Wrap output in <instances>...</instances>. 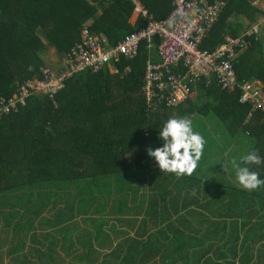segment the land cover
Here are the masks:
<instances>
[{
  "label": "trees",
  "instance_id": "16d2710c",
  "mask_svg": "<svg viewBox=\"0 0 264 264\" xmlns=\"http://www.w3.org/2000/svg\"><path fill=\"white\" fill-rule=\"evenodd\" d=\"M138 1L157 21L175 9V0ZM207 1L221 10L200 50L242 36L263 15L260 0ZM132 12L125 0H0V102L42 77L49 47L66 59L85 25L107 35L108 47L141 30L147 20L131 23ZM255 26L258 33H243L232 63L240 86L264 91V21ZM158 43L148 50L140 42L136 56L73 76L53 98L28 89L24 104L0 118V264H264V189H238L232 169L209 180L215 169H199L202 180L189 181L161 172L147 154L163 146L159 131L169 118L213 115L230 138L241 133L253 142L246 153L264 157V111L240 102V86L222 90L215 76L191 88L194 100L148 111L142 80ZM209 140L206 151L216 147ZM250 167L264 179V164ZM48 207L54 215L40 216ZM92 207L97 216L84 217L85 226L73 220Z\"/></svg>",
  "mask_w": 264,
  "mask_h": 264
},
{
  "label": "built area",
  "instance_id": "2783aa9c",
  "mask_svg": "<svg viewBox=\"0 0 264 264\" xmlns=\"http://www.w3.org/2000/svg\"><path fill=\"white\" fill-rule=\"evenodd\" d=\"M125 1L133 5L132 13L137 18L140 16L147 20L145 27L126 35L115 47H108L107 35L94 34L85 25L81 31V41L66 54L64 71L55 76L49 67H42V77L26 81L19 95L8 100L7 104L4 100L0 102V118L12 110L16 111L17 102L24 104L28 89L47 93L53 98L64 87L66 80L87 69L96 73L119 56H136L140 42H146L150 50L154 38L159 40L156 61L151 56L146 61L141 87L148 111H156L160 105L177 107L192 97L194 93L190 90L201 77L215 76L222 90L237 89L239 85L232 61L236 57L235 46H242L243 35L234 38L226 36L225 42L211 52L199 49V44L207 36L221 10L216 3L211 4L207 0H175L174 11L165 19L157 21L152 19L138 0ZM256 33L257 26L246 35ZM179 64L182 66L178 67ZM175 66L177 70H174ZM256 87V83L241 85L240 102L253 104L254 109L261 108L264 111V91Z\"/></svg>",
  "mask_w": 264,
  "mask_h": 264
},
{
  "label": "clouds",
  "instance_id": "9594fccd",
  "mask_svg": "<svg viewBox=\"0 0 264 264\" xmlns=\"http://www.w3.org/2000/svg\"><path fill=\"white\" fill-rule=\"evenodd\" d=\"M79 75V73H78ZM159 138L162 147L147 149V154L154 158L161 172L175 174L177 177H191L198 169L206 144L204 137L193 128L188 116L171 117L160 128ZM264 164V157L251 150L239 158H233L223 164L226 171L230 165L238 184L247 191L264 189V179L250 166Z\"/></svg>",
  "mask_w": 264,
  "mask_h": 264
},
{
  "label": "rangeland",
  "instance_id": "374dc122",
  "mask_svg": "<svg viewBox=\"0 0 264 264\" xmlns=\"http://www.w3.org/2000/svg\"><path fill=\"white\" fill-rule=\"evenodd\" d=\"M249 30H251V29H245L244 30V32L245 33H248V31ZM244 32H242V34L241 35H243V33ZM264 32V31H263ZM227 38V37H226ZM226 38H225V40H226ZM44 59H45V61H46V66L47 67H49V68H51L52 69V71H54V72H56L57 70L55 69V66H53L52 64L53 63H57V62H59V58L57 57V55H56V52H55V49H53V48H51V47H49L48 48V50H47V52L45 53V55H44ZM68 63H69V61H68ZM206 68V67H205ZM234 70V69H233ZM237 85H239L238 83H237ZM240 86V85H239ZM194 97H195V94H192V97L190 98V100H194ZM190 119L192 118L191 116L189 117ZM192 122H193V128H194V130L195 131H198L203 137H204V139H205V141H206V144L208 143V139H210L209 141L210 142H214L216 139V137L217 138H219L220 139V135L222 134V132H223V125L220 123V121L217 119V118H215L213 115H207V116H205V117H202L201 119H200V117H196V116H193V118H192ZM217 132H220L221 134H219V135H217L216 133ZM213 133H215L216 135V137L215 138H213ZM223 135H224V133H223ZM225 137V136H224ZM243 141H244V139H242V138H238V142L235 140L234 141V144H236V150L234 149V148H232V150H228L227 151V149L225 150V153L228 155V158H227V160L226 161H230L231 159H233L234 158V152H236V151H240V150H238V148H241V146H242V144H243ZM205 144V145H206ZM213 149V148H212ZM211 149V150H212ZM209 151L210 150H208V151H206V149H205V147H204V150H203V152H204V154H203V157H202V159H204V160H208L209 159ZM244 154V150L241 148V152L239 153V155H243ZM227 171H229V168L227 169ZM199 179V180H202V178L200 177V175H199V173H197V171L191 176V177H189L188 176V180L189 181H191V180H194V179ZM59 186V185H58ZM58 186L57 187H51V186H49V188H50V190H49V192L50 193H52L53 192V194L55 195V196H57V198H62V199H64L63 198V196L61 195V194H59L57 191H56V188H58ZM60 188H61V190H60V193H65V189H64V186L62 187V186H59ZM176 188H172V190H175ZM247 191V190H246ZM24 196L25 197H27L28 196V194L27 193H24ZM12 200V196H10V197H8L7 198V200H10V199ZM16 200H17V198H15L14 197V201L16 202ZM51 200L53 201L54 199L53 198H51ZM98 202V203H97ZM97 202H95V203H97V204H100V202L99 201H97ZM110 204V203H109ZM56 212V208H52V207H48V208H46L42 213H41V215L40 216H50V215H54V213ZM89 212L91 213V215L90 214H88L87 216H85V215H77L73 220H75L76 222H78V223H80L82 226H85V219H84V217H89V216H97V213L95 214V210H94V207H92V208H90L89 209ZM137 220H136V222H135V224H134V230H132V232H131V230L129 231V232H131L129 235H133L134 234V232H135V227L138 225V223H139V221H140V219H141V215H138L137 217H135ZM30 218L27 216L26 217V219H25V221H28ZM39 219H41V218H39ZM33 221V223H35L34 225H37V219H34V220H32ZM39 221V220H38ZM122 222V221H121ZM47 220L46 219H44V220H41L40 222H39V227H41V226H43V224H45V225H47ZM121 224V223H120ZM33 225V226H34ZM123 227H125V228H129V225L128 224H124V225H122ZM35 227L36 226H34L33 227V230H35ZM38 231V230H37ZM32 233H33V231L29 234V235H32ZM39 235H41V233L42 232H40V230H39V232H37ZM116 236H117V238H119L120 240L122 239V236H119V235H117V234H115ZM31 238L32 237H28V239H27V242H26V244H27V248L29 247V245H30V240H31ZM215 243H218V242H215Z\"/></svg>",
  "mask_w": 264,
  "mask_h": 264
},
{
  "label": "crops",
  "instance_id": "0c3cea01",
  "mask_svg": "<svg viewBox=\"0 0 264 264\" xmlns=\"http://www.w3.org/2000/svg\"><path fill=\"white\" fill-rule=\"evenodd\" d=\"M259 8L261 9V11L263 12V15H261L257 22L256 23H249L246 27V29H252L253 27H255V25H258L259 23L262 24V22L264 21V0H260V5H259ZM244 18V17H243ZM137 19V15L132 13L131 14V17H130V22L131 23H134L135 20ZM264 31V29H263ZM228 36V35H227ZM151 56V55H150ZM149 56V57H150ZM148 57V58H149ZM46 62V61H45ZM53 66H55V69L58 71V72H62L64 71L65 67H66V60L65 59H62V60H59V62H55L52 64ZM224 133V135H223ZM217 135L221 134L220 132H217L216 133ZM215 133H213V138H215L216 135ZM225 136V137H224ZM236 137H233V138H230L225 132H224V129H223V132L222 134L220 135V139L219 138H215V148H213L212 150L209 151V159L203 163L202 166H199L197 171L200 169V171H206L207 170V167H210V168H214L215 169V172L213 174H209L208 175V180L209 179H214L216 177H218L220 175L221 172H224V167H223V164L225 162H228L226 161L227 158H228V155L225 153V150L227 149L228 150H232V148H234L235 150L237 149L236 148V144H234V141L236 140L238 142V138H242L244 139L243 141V144L241 146V148L244 150V154L246 153V151H248L249 149H251L253 147V142L251 140H248L246 136L242 135L241 133H238V134H235ZM241 148H238V150L240 151H236L234 152V158H239L241 155H239V153L241 152ZM198 171V172H200ZM229 171H231V167H229ZM226 170V172L229 174L231 172H229ZM234 179H235V175H234ZM234 183L236 185V187L238 189H242V190H245L243 189L237 182V180L235 179L234 180ZM246 191V190H245ZM247 192V191H246ZM252 191H248V193H251ZM41 218V217H40ZM230 223V222H228ZM221 225V223H220ZM228 227L230 228V224H228ZM240 232L242 233L241 229H240ZM241 235V234H240ZM208 241V240H206ZM210 242V241H208ZM218 242V241H217ZM219 243V242H218ZM217 243V244H218ZM240 243V242H239Z\"/></svg>",
  "mask_w": 264,
  "mask_h": 264
},
{
  "label": "water",
  "instance_id": "95a60500",
  "mask_svg": "<svg viewBox=\"0 0 264 264\" xmlns=\"http://www.w3.org/2000/svg\"><path fill=\"white\" fill-rule=\"evenodd\" d=\"M113 264H116V263H113Z\"/></svg>",
  "mask_w": 264,
  "mask_h": 264
}]
</instances>
